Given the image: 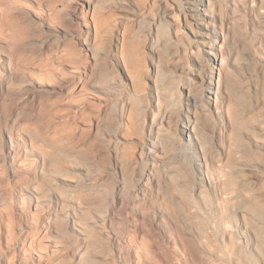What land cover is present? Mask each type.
I'll list each match as a JSON object with an SVG mask.
<instances>
[{"label":"rangeland","instance_id":"374dc122","mask_svg":"<svg viewBox=\"0 0 264 264\" xmlns=\"http://www.w3.org/2000/svg\"><path fill=\"white\" fill-rule=\"evenodd\" d=\"M209 2L231 89L192 106L210 175L198 193L189 154L172 145L139 187L144 164L120 144L131 45L158 51L177 108L167 67L189 39L173 0H0V264H264V0ZM87 4L128 25L119 53L93 40Z\"/></svg>","mask_w":264,"mask_h":264},{"label":"bare ground","instance_id":"6f19581e","mask_svg":"<svg viewBox=\"0 0 264 264\" xmlns=\"http://www.w3.org/2000/svg\"><path fill=\"white\" fill-rule=\"evenodd\" d=\"M173 4V8L183 16V24L178 22L176 31L182 27L189 31L184 32L186 34L184 36H187L189 41L180 44L186 56L185 63L183 62L182 65L172 64V67H167V71L173 73L177 78L174 84V93L178 97L175 103L177 108L175 107L176 110H167L166 107H163L161 94L164 91L161 92L160 85L162 73L154 59L158 51L148 44L145 47H142L144 45H131V50L127 49L129 62L124 63L122 58L118 62L121 61L123 66L125 85L129 86V89L136 93L138 98L134 99L135 102L125 101L122 105L121 116L128 125L125 124L123 127V138L120 139V144L128 161L139 160L144 164L145 170L143 169L144 171L137 182L139 187L143 186L145 181L150 178L151 170L159 158L165 153L167 154L168 149L175 146L182 151V156L190 155L191 165L199 179L195 189L198 193H203L207 183L210 184V175L206 161V171H203L202 159L206 160L203 157L206 153V145L200 133V120L192 113V106L198 105L205 108L214 102L216 106V99H221L223 93H228L231 83L228 74L222 73V53L218 40L220 30L213 15L208 12L209 0H173ZM159 11H161V13L159 12L160 19L168 23L171 22V24L174 22L171 12L162 9ZM86 12L88 18L85 21L87 29L92 33L93 40L100 41L101 37L106 35L111 40L115 53L123 50L127 41L128 25L123 20L118 19L119 21H117L111 15L104 16L98 10H91L90 4H87ZM145 52L150 55L149 58ZM167 134L170 137L163 140L165 138L163 136ZM242 173L244 174V172H241L244 179L250 175V173L247 176ZM250 176L252 177L253 174ZM183 195L190 201L191 197L188 192H183Z\"/></svg>","mask_w":264,"mask_h":264}]
</instances>
